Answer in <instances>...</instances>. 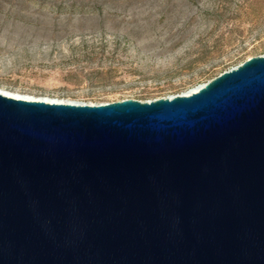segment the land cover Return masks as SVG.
<instances>
[{
    "label": "water",
    "instance_id": "95a60500",
    "mask_svg": "<svg viewBox=\"0 0 264 264\" xmlns=\"http://www.w3.org/2000/svg\"><path fill=\"white\" fill-rule=\"evenodd\" d=\"M0 264H264V55L144 102L0 90Z\"/></svg>",
    "mask_w": 264,
    "mask_h": 264
},
{
    "label": "rangeland",
    "instance_id": "374dc122",
    "mask_svg": "<svg viewBox=\"0 0 264 264\" xmlns=\"http://www.w3.org/2000/svg\"><path fill=\"white\" fill-rule=\"evenodd\" d=\"M264 55V0H0V88L98 105L182 95Z\"/></svg>",
    "mask_w": 264,
    "mask_h": 264
},
{
    "label": "bare ground",
    "instance_id": "6f19581e",
    "mask_svg": "<svg viewBox=\"0 0 264 264\" xmlns=\"http://www.w3.org/2000/svg\"><path fill=\"white\" fill-rule=\"evenodd\" d=\"M0 90H2V91H4V92H7V93L12 92V91L5 90V89H1V88H0ZM195 90H196V87H195V88H192V89L189 90V91H187L186 93H184V95H188V94L194 92ZM12 93L19 95L18 93H15V92H12ZM20 95H21V94H20ZM32 97H34V98H41V99L50 100V101L64 102V101H61V100L52 99V98H47V97H36V96H32ZM74 103H76V102H74Z\"/></svg>",
    "mask_w": 264,
    "mask_h": 264
}]
</instances>
